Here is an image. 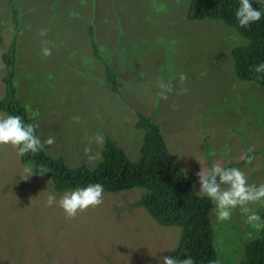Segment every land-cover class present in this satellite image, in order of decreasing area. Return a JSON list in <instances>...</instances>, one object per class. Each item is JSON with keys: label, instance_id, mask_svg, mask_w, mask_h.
<instances>
[{"label": "rangeland", "instance_id": "obj_1", "mask_svg": "<svg viewBox=\"0 0 264 264\" xmlns=\"http://www.w3.org/2000/svg\"><path fill=\"white\" fill-rule=\"evenodd\" d=\"M16 4L22 32L14 84L39 135L55 137L45 146L49 154L94 169L110 137L137 160L144 138L135 126L140 110L161 125L197 193L201 166L226 167L248 155L238 168L250 184L264 183V89L236 74L231 49L245 39L234 28L219 19L188 20L191 0ZM11 11L9 1L0 0V98L7 74L1 55L15 34ZM108 64L118 74L121 95L105 80ZM26 166L17 149L0 145V264H161L177 246L180 227L163 226L134 205L145 189L104 192L102 205L69 219L58 204L45 203L49 194L59 200L65 191L45 174L25 180ZM247 207L262 221L264 202ZM248 214L238 207L230 220L220 221L213 206L220 264L242 261L246 242L260 234Z\"/></svg>", "mask_w": 264, "mask_h": 264}, {"label": "trees", "instance_id": "obj_2", "mask_svg": "<svg viewBox=\"0 0 264 264\" xmlns=\"http://www.w3.org/2000/svg\"><path fill=\"white\" fill-rule=\"evenodd\" d=\"M8 1L15 34L7 51L1 55L7 74L4 76L5 94L0 98V110L9 115H22L26 123H34L14 84L22 15L16 0ZM252 3L264 12V0H252ZM238 6L239 0H191L187 19H219L234 28L245 39V42L231 49L236 74L240 79L253 81L264 89V73L257 74L251 70L253 65L264 62V16L249 27H240L235 17ZM89 27L94 54L101 58L94 27ZM105 71L109 89L121 95L122 87L116 70L108 64ZM136 114L135 126L144 131L137 160H132L125 149L110 137L102 147V160L94 169L86 164L69 166L63 156H53L45 149L36 155L23 156L21 160L33 169L34 175H42L37 173L39 166H46L47 172L44 174L51 178L54 188L59 192L97 182L104 185L105 192H121L136 187L145 189L134 205L144 207L163 226L181 228L179 242L171 251V256L183 259L190 255L197 264L217 260L215 231L211 220L214 203L195 191L192 181L177 162V154L170 150L161 125L152 115L140 110ZM247 157L226 167L245 165ZM237 264H264V227H261L256 238L246 242L245 258Z\"/></svg>", "mask_w": 264, "mask_h": 264}, {"label": "clouds", "instance_id": "obj_3", "mask_svg": "<svg viewBox=\"0 0 264 264\" xmlns=\"http://www.w3.org/2000/svg\"><path fill=\"white\" fill-rule=\"evenodd\" d=\"M264 12L253 6L252 0H239V6L235 10V17L240 27H249L259 21ZM43 54L48 56L51 50L47 47L42 49ZM257 74L264 73V62L255 64L251 69ZM183 79V77H182ZM160 87H166L161 82ZM75 119H79L78 117ZM38 124L26 123L22 115L0 113V145H11L17 149L18 156L36 155L55 143V137L42 138L37 134ZM100 139V138H98ZM46 166L40 165L38 172L44 174ZM25 180L31 177L33 169L30 166L24 168ZM199 185V194L209 198L215 205V214L218 220L231 219L232 212L241 208L249 213L247 222L256 228L264 227L261 216L252 211L250 204L264 202V183L259 185L250 184L246 173L238 167H224L214 163L210 168L200 167L195 173ZM104 185L89 183L84 187H76L65 191L57 200L55 194H49L46 206L57 205L64 211L66 218L75 219L78 213L88 210L90 207H98L104 202ZM161 264H197L196 260L187 255L180 259L173 256H164ZM208 264H220L219 260H211Z\"/></svg>", "mask_w": 264, "mask_h": 264}]
</instances>
